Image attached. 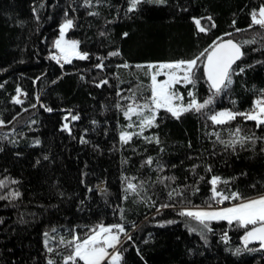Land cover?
<instances>
[{"label":"trees","instance_id":"1","mask_svg":"<svg viewBox=\"0 0 264 264\" xmlns=\"http://www.w3.org/2000/svg\"><path fill=\"white\" fill-rule=\"evenodd\" d=\"M261 5L141 0L129 11L131 0H0V196L7 197L0 199V264H64L70 249L60 238H84L100 224H122L130 233L118 247L120 264H264L259 243L244 246L245 229L212 221L201 236L190 230L197 222L180 215L214 203V176L227 181L217 185L226 195L264 193V126L239 116L225 124L209 118L225 109L247 112L264 97V29L249 27ZM66 19L73 21L68 38L87 59H52L61 54L54 42ZM218 38L243 49L232 83L200 111L177 118L159 109L152 126L122 141L121 132H141L140 117H125L132 100L123 97L135 94L142 103L150 96L146 66L195 58ZM195 79L194 86H175L185 105L190 91L199 103L213 94L203 63ZM236 128L252 139L231 145Z\"/></svg>","mask_w":264,"mask_h":264},{"label":"snow or ice","instance_id":"2","mask_svg":"<svg viewBox=\"0 0 264 264\" xmlns=\"http://www.w3.org/2000/svg\"><path fill=\"white\" fill-rule=\"evenodd\" d=\"M90 3V0H86ZM157 3H164L165 0H156ZM141 3V0H131V7L128 9L132 11L136 9L137 5ZM95 15L96 13H91ZM211 20V17H208ZM195 23L199 28V31L205 32L206 28L200 27V20L196 19ZM258 25L261 29H264V5H261L258 11L251 12V23L249 27ZM73 26L71 19H66L60 27V36L54 42V46L63 55L65 62L71 63L73 56L79 59H87L88 53H82L78 50L79 41L66 40L65 33ZM215 27L214 23L212 25ZM237 31H240L239 29ZM124 35H127L125 33ZM226 35H231L226 34ZM220 42H213V45L209 49H205L195 58L189 60H179L174 62H164L159 64H149L146 67L149 69H155L150 74V96L147 98L141 97L142 103L138 102L137 97L133 94L132 97H123V99H131L132 103L127 105V109L124 111L125 117L131 120L133 115L141 117L139 127L140 133L121 132L120 139L127 142L132 139L133 135L142 134L144 127H150L154 124L157 111L159 109H166L171 112L172 115L179 118L183 112L189 110L200 111L208 105L214 102V98L223 89L227 88L231 83V76L233 74V64L239 60L244 53L241 50V45L233 40H223L218 38ZM255 41H244L243 43H254ZM110 55H119L118 52L110 53ZM203 57V60L201 59ZM52 59L60 61V56L53 55ZM199 63H203L204 72L206 74L207 81L210 82V88L213 90V94L199 103L196 100L195 94L189 92L188 95L192 97L189 103L185 106L183 104L174 105V100H182L183 97L179 96L174 87L178 83L192 84L193 86L197 82L195 79V73L199 68ZM97 67H103V65H97ZM123 67L128 68L129 65L125 64ZM137 68L145 67L143 65H136ZM242 72L243 69H240ZM182 74V75H181ZM163 75L165 79H158V76ZM106 83V81H104ZM2 86V85H0ZM19 92L20 90L17 89ZM119 95V93H118ZM16 103H22L19 98L16 99ZM50 111V109H49ZM145 111L150 113L144 115ZM239 117H243L245 120L255 121L257 127L264 126V97L255 101L253 109L247 112H234L231 110H224L216 112L209 118L216 124H225L231 120H235ZM78 119V117H72ZM0 121V124H3ZM134 125L129 124V127ZM67 127V125H65ZM240 128H236L233 133L237 139L230 141L231 145L237 143L243 145V143L252 139L251 137H240ZM217 139L219 136L217 134ZM39 143V141H37ZM157 143L159 141L157 140ZM221 143H224L221 141ZM151 159L148 160L150 164ZM210 170V169H209ZM166 180H175V177H165ZM15 183V181H12ZM227 183V181H221L220 177H212L210 183L212 185L211 200L214 203L224 204L225 201L229 202V206L225 207H212L208 204L205 208H188L180 212L181 216H186L190 220L196 221L195 227H191V231H199L201 236H204L207 232H211L210 222L212 221H225L229 226L235 225L238 228L245 229V233L242 237L244 246L247 247L253 241H258L260 247L264 248V193L254 198H244L239 192H230L224 194L222 191L217 190L219 183ZM163 183V180H161ZM5 185L4 180H0V188ZM137 185L131 182L128 183L127 188L133 192L137 191ZM176 190H173L175 192ZM173 192H169V197L173 195ZM179 194V193H178ZM19 192H12L10 196L12 198L18 197ZM5 196H0V199H6ZM235 201V203H232ZM161 207H169V205H161ZM175 221H168L167 223H174ZM127 235L126 230L122 224H114L105 226L103 224L98 225L91 230V234L84 238L78 235H73L71 240L65 241L63 237L60 238V242L65 244L67 248L71 249L68 255L64 258V264H104L107 260L109 264H120L122 260V253L118 246L121 244L120 234ZM47 235V233L45 234ZM128 239H131L129 236ZM222 239L227 241V232L224 233ZM111 249L112 251H109ZM252 251L254 249H248ZM52 251V249H49ZM241 249H236L239 253ZM49 264H53L49 261Z\"/></svg>","mask_w":264,"mask_h":264},{"label":"rangeland","instance_id":"3","mask_svg":"<svg viewBox=\"0 0 264 264\" xmlns=\"http://www.w3.org/2000/svg\"><path fill=\"white\" fill-rule=\"evenodd\" d=\"M257 11H258V10H257ZM200 26L203 27L201 23H200ZM67 31H68V30H67ZM65 39H66V40H74V39L68 38V36H67V32L65 33ZM78 50L80 51L79 46H78ZM58 53H60L59 50H58ZM73 58H75V56H73V57L71 58V60H72ZM176 61H179V60H176ZM164 62H174V61H164ZM164 62H158V63H153V64H159V63H164ZM151 71L153 72V71H155V69H151ZM181 75H182V74H181ZM165 78H166V77H164L163 75L158 76V79H165ZM182 84H186V83H182ZM176 85H177V84H176ZM176 85H175V86H176ZM174 91H175V87H174ZM175 92H176L179 96H182L181 93H180L179 91H175ZM182 101H183V99H182V100H174L173 103H174V105H177V104H183V105H185ZM185 106H186V105H185ZM225 110H229V109H225ZM222 111H224V110H222ZM218 112H219V111H218ZM214 114H215V113H214ZM140 119H142V118L140 117ZM126 132H127V131H126ZM254 197H256V196H254ZM254 197H253V198H254ZM211 205H212V207H217L215 203H211ZM206 206H207V205H206ZM206 206H200V205H198V206H194V207H184L183 210H184V209H188V208H205ZM218 207H219V206H218ZM105 226H106V225H105ZM122 234H123V233L120 234V240H121V243L123 242V240H125L126 237H128V236L130 235V233H127V235H125L124 238H122ZM120 245H121V244H120ZM120 245H119V246H120ZM119 246H118V247H119ZM70 251H71V249H70ZM109 251H112V250L109 249ZM107 262H108V261L106 260V261L104 262V264H106Z\"/></svg>","mask_w":264,"mask_h":264},{"label":"built area","instance_id":"4","mask_svg":"<svg viewBox=\"0 0 264 264\" xmlns=\"http://www.w3.org/2000/svg\"><path fill=\"white\" fill-rule=\"evenodd\" d=\"M59 56H60V60H63V56H62V54H59ZM232 203H235V201H233ZM216 204V206L218 207H225V206H229V202H227V201H225L224 202V204H218V203H215Z\"/></svg>","mask_w":264,"mask_h":264},{"label":"water","instance_id":"5","mask_svg":"<svg viewBox=\"0 0 264 264\" xmlns=\"http://www.w3.org/2000/svg\"><path fill=\"white\" fill-rule=\"evenodd\" d=\"M226 41V40H225ZM234 42H236V41H234ZM237 43V42H236ZM242 51H243V49H241ZM238 62V60L235 62V64ZM235 64H233V66H232V68L235 66ZM252 243H259L258 241H253ZM260 244V243H259Z\"/></svg>","mask_w":264,"mask_h":264}]
</instances>
